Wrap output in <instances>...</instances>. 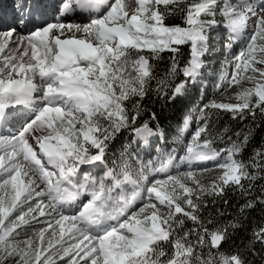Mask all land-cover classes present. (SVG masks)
<instances>
[{
  "label": "snow or ice",
  "instance_id": "1",
  "mask_svg": "<svg viewBox=\"0 0 264 264\" xmlns=\"http://www.w3.org/2000/svg\"><path fill=\"white\" fill-rule=\"evenodd\" d=\"M224 116L264 122V0H0V264H264Z\"/></svg>",
  "mask_w": 264,
  "mask_h": 264
},
{
  "label": "trees",
  "instance_id": "2",
  "mask_svg": "<svg viewBox=\"0 0 264 264\" xmlns=\"http://www.w3.org/2000/svg\"><path fill=\"white\" fill-rule=\"evenodd\" d=\"M174 22H178L174 21ZM185 53L187 55V50H185ZM183 63V61H182ZM164 65L161 64V68H163ZM213 94V89L212 87H208L206 89V95L210 98ZM198 97V94L194 95V98L192 101H182L175 106L168 105L163 108H161L160 104L155 105V110L161 114L162 116V126L166 128L167 131L172 133L173 135L176 133V126L177 122L181 120L182 116L187 113L188 109L193 106V104L196 102V98ZM258 126L250 124L249 121H233L231 120L228 116H224L217 128L218 130H222L225 125H227L232 132L235 131H247L248 127L253 128V134L252 138L250 140L248 148L245 150L244 153V159L247 160L248 157L252 154V149L254 147H260L262 144H264V122L258 121ZM169 140H172V135L169 136ZM170 146H176V145H170ZM220 147H223V145H218ZM259 183V181L257 182ZM243 201L239 197L238 194H231L229 196V204L231 207H226L224 208V211L226 212H232L235 207L238 206L239 203H242ZM250 219L253 221L255 224L261 223V221H264V214L260 212L259 209L253 211L250 213Z\"/></svg>",
  "mask_w": 264,
  "mask_h": 264
},
{
  "label": "rangeland",
  "instance_id": "3",
  "mask_svg": "<svg viewBox=\"0 0 264 264\" xmlns=\"http://www.w3.org/2000/svg\"><path fill=\"white\" fill-rule=\"evenodd\" d=\"M235 47V46H234ZM235 50L238 52L239 51V48L238 47H235ZM211 70L213 72H219L220 70V65H219V61H213L212 64H211ZM209 86H211V83H209ZM196 127V120H195V116L193 117V121H192V125L190 126V129L188 131V133H185L184 134V140L185 142H187L188 139H190V133L195 129Z\"/></svg>",
  "mask_w": 264,
  "mask_h": 264
}]
</instances>
